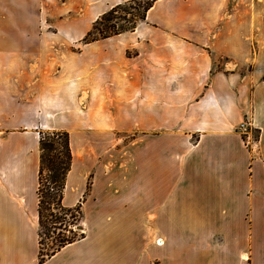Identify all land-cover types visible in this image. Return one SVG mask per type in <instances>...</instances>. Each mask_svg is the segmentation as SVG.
<instances>
[{"label":"crops","instance_id":"crops-1","mask_svg":"<svg viewBox=\"0 0 264 264\" xmlns=\"http://www.w3.org/2000/svg\"><path fill=\"white\" fill-rule=\"evenodd\" d=\"M128 1L0 0V264H39L51 131L69 136L62 205L81 204L84 236L41 264H264V69H250L264 0H155L132 31L82 41Z\"/></svg>","mask_w":264,"mask_h":264},{"label":"trees","instance_id":"trees-1","mask_svg":"<svg viewBox=\"0 0 264 264\" xmlns=\"http://www.w3.org/2000/svg\"><path fill=\"white\" fill-rule=\"evenodd\" d=\"M142 0H130L120 5H116L101 15L94 21L90 30L83 38V42L88 43L108 36L132 31L136 24L143 21L146 11L153 1L146 0L141 9L131 15V18H123L124 24L112 22V15L121 9L122 5L140 3ZM39 165H38V186L37 194V214H38V263L41 264L45 259L51 257L58 250L67 244L83 237L80 234L75 237L70 226L74 227L75 222L81 220V204L67 208L62 205L63 190L67 173L71 165V150L69 136L66 132L51 131L42 133L39 138ZM45 173V176H44ZM66 216L71 220L70 224L64 223ZM49 218V219H48ZM46 222H50L52 229L64 230L72 236H59L57 245L49 252L42 253V239L47 236L48 228ZM67 228V229H66ZM69 228V229H68Z\"/></svg>","mask_w":264,"mask_h":264},{"label":"rangeland","instance_id":"rangeland-1","mask_svg":"<svg viewBox=\"0 0 264 264\" xmlns=\"http://www.w3.org/2000/svg\"><path fill=\"white\" fill-rule=\"evenodd\" d=\"M32 1V0H31ZM146 2V0H142L140 3H133V4H125L121 6V9L115 11V13L112 15V22H115L117 24H124L123 23V18L128 19L131 18V15L136 14L140 9L141 6ZM5 7L4 4H0V17L5 16L7 14V9L6 8H2ZM79 13V12H78ZM32 15V14H31ZM77 15V14H76ZM256 23L254 26V33L251 36V56H252V62L250 64V69H254V71H256V73H260L263 69H264V9L260 8L258 10H256ZM49 31H56L53 27H50L47 29ZM32 57H27L26 63L27 64H32ZM27 78L24 79V77ZM32 74L30 73H25V72H20L15 74L14 80H15V84H16V88H15V96H16V100L18 101V104L20 106H24L26 100V98H24L27 95V89L32 85L31 79H28V77H31ZM262 80L264 81V75L262 77ZM0 94L4 93L5 94V89L0 90ZM26 93V94H25ZM83 100V99H82ZM5 108V105H0V123L3 120H6L7 116L6 114L2 113V110ZM42 133H40L41 136ZM257 132L252 129V133H251V137L250 139L253 140L256 143L257 140ZM241 137V135H240ZM129 138H120L115 136L114 138H110L108 139V143L112 146H119L120 144H122L123 142H127ZM242 142V141H241ZM256 145V144H255ZM256 148V146H252L249 148L248 146V151L249 152H254V149ZM38 149H39V143H38ZM108 152L106 153V157H107ZM40 155V153H39ZM119 154L113 155L114 157H116V159L120 158V156H118ZM121 155V153H120ZM115 159V158H114ZM108 160H112V156L108 157ZM264 161V160H263ZM45 176V173H44ZM38 186V185H37ZM36 198H37V194H36ZM69 216H66V221L64 223L66 224H70L71 220L68 218ZM49 219V218H48ZM81 220L80 221H76L73 226H70L72 229L73 234H75V237H78L80 234H83L82 232V228H81ZM45 226L48 228V232L46 237H43L42 239V253L45 254L47 252H49V250H51V248H54L55 245H57V240L59 236H72L70 233L65 232L63 229L62 230H58V229H52L50 228L51 223L50 222H46ZM67 229V228H66ZM69 229V228H68ZM84 236V234H83Z\"/></svg>","mask_w":264,"mask_h":264},{"label":"built area","instance_id":"built-area-1","mask_svg":"<svg viewBox=\"0 0 264 264\" xmlns=\"http://www.w3.org/2000/svg\"><path fill=\"white\" fill-rule=\"evenodd\" d=\"M238 132L240 133L241 135V141H242V145L248 149V146L249 148L252 147V146H256L255 142L253 140L250 139L251 137V133H252V126L251 124L247 121V120H244L239 126H238Z\"/></svg>","mask_w":264,"mask_h":264},{"label":"bare ground","instance_id":"bare-ground-1","mask_svg":"<svg viewBox=\"0 0 264 264\" xmlns=\"http://www.w3.org/2000/svg\"><path fill=\"white\" fill-rule=\"evenodd\" d=\"M158 241H160V240H158ZM245 258V257H244Z\"/></svg>","mask_w":264,"mask_h":264}]
</instances>
